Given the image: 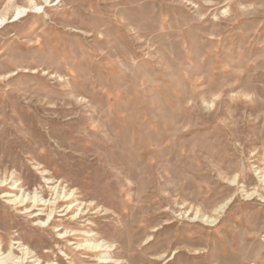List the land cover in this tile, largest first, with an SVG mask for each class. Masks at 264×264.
<instances>
[{
	"label": "rangeland",
	"instance_id": "1",
	"mask_svg": "<svg viewBox=\"0 0 264 264\" xmlns=\"http://www.w3.org/2000/svg\"><path fill=\"white\" fill-rule=\"evenodd\" d=\"M6 253L264 264V0H0Z\"/></svg>",
	"mask_w": 264,
	"mask_h": 264
},
{
	"label": "bare ground",
	"instance_id": "2",
	"mask_svg": "<svg viewBox=\"0 0 264 264\" xmlns=\"http://www.w3.org/2000/svg\"><path fill=\"white\" fill-rule=\"evenodd\" d=\"M26 9L27 8H17V10H19L18 11V13L17 14H22L24 11L26 12ZM29 13V12H28ZM5 17V16H4ZM61 196V195H60ZM55 197H57L56 196V194H55ZM35 199L36 198H33V200H31L30 202H32V201H35ZM10 200L11 201H9V202H14V203H19V204H21L22 206H25V209H29V208H31L32 206V204H33V202H32V204L29 206V205H26V203L28 202V199L26 198V197H22V196H20V197H18V196H16V195H13V197L12 198H10ZM55 200V199H54ZM36 201H39V200H36ZM53 201V200H52ZM44 202V201H43ZM74 204V203H73ZM71 205H72V203H67L66 202V206H65V208H64V210L66 209V214H68L67 213V210L71 207ZM48 207V206H47ZM47 209H49V211H47V213H46V216L49 218L50 217V215H51V211L53 210L52 208H47ZM46 209V210H47ZM63 210V211H64ZM70 210V209H69ZM27 211V210H26ZM70 216V215H69ZM75 216V215H74ZM77 216V215H76ZM48 220V219H47ZM41 223V222H40ZM87 233V235H88V232H86ZM88 244H90V243H88ZM88 244H83V243H80V244H78L80 247H85V248H89V249H91V250H93L92 248H94L92 245H88ZM22 244H18V247L20 248V250L21 251H23L22 252V255H25V257L30 253V251L27 249L26 250V248L27 247H23V246H21ZM79 247V248H80ZM96 249V248H95ZM25 250V251H24ZM9 257H11V255H10V253L9 254H4V256L2 257V258H0V261L1 260H7V258H9ZM20 257H18V259H19ZM12 259H14V258H12ZM96 259L98 260V261H100V262H103V263H109V262H111L110 260H107V259H103L102 257H101V255H98V256H96ZM34 263H36V262H34Z\"/></svg>",
	"mask_w": 264,
	"mask_h": 264
}]
</instances>
